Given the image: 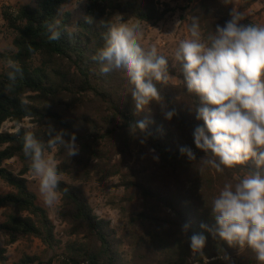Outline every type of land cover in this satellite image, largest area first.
<instances>
[{
  "label": "trees",
  "instance_id": "1",
  "mask_svg": "<svg viewBox=\"0 0 264 264\" xmlns=\"http://www.w3.org/2000/svg\"><path fill=\"white\" fill-rule=\"evenodd\" d=\"M67 1L34 0L1 11V19L14 35L13 50L0 52V58L18 61L22 68L10 89L8 69L0 73V127L12 123V130H0V181L8 188L0 189V233L7 238L6 245L20 237L39 239L52 250L59 245L47 209L29 188L25 176L30 161L22 151L26 132L46 141L45 128L51 125L55 131L64 130L65 139L75 133L79 145L73 157L64 149L55 152L58 171L80 181H87L93 172L102 180L118 177L123 188L118 209L126 218V228L117 231L94 214L81 187L61 180L57 212L68 226L69 239L59 254L60 264H259L252 250L230 247L201 227L214 224L213 199L226 182L235 183L237 176L244 175L251 162L223 172L200 162L204 153L196 149L193 131L203 125L195 119L201 102L187 93L180 63L166 58L170 76L178 81L157 83L167 109L176 112L169 121L155 102L137 115L131 86L122 74H101L100 63L93 60L104 43L101 34L106 28L101 20L108 22L122 14L126 21L156 24L171 7L164 4L161 9L158 0H90L83 18L73 22L71 13L63 10ZM181 1L188 30L192 18L198 17L205 36L217 24L223 26L234 9V0ZM243 1L240 13L255 0ZM85 17L93 22L87 23ZM53 20L60 21L61 36L49 41L44 25ZM135 120L148 123L146 132L134 138L129 124ZM183 146L193 150L196 160L180 154ZM13 159L21 165L17 172L7 166ZM193 235L206 238L203 255L191 250ZM122 246L130 249L129 260L123 257ZM6 251L0 246V264H44L28 254L9 261Z\"/></svg>",
  "mask_w": 264,
  "mask_h": 264
},
{
  "label": "clouds",
  "instance_id": "2",
  "mask_svg": "<svg viewBox=\"0 0 264 264\" xmlns=\"http://www.w3.org/2000/svg\"><path fill=\"white\" fill-rule=\"evenodd\" d=\"M229 15L223 26L217 24L207 36L202 33L198 17H193L190 38L179 42L175 60L180 63L187 93L195 94L201 102L195 108V119L202 120L203 125L193 131L195 147L204 153L200 162L217 172L251 162L244 175L237 176L235 183L226 182L213 199L210 214L214 224L201 227L230 247L252 250L259 264H264V26L243 22V14L235 9ZM85 20L93 22L91 17ZM59 24V20L45 22L49 41L60 39ZM100 24L106 28L101 34L104 43L93 60L100 63L101 74H122L131 86L137 115L155 102L170 121L176 112L167 109L157 87V83L167 84L170 79L168 60L158 55L155 46L148 50L141 46L143 32L139 21H126L122 14H115ZM5 67L10 89L22 68L11 58L6 59ZM147 123L130 122V134L135 138L145 133ZM45 129L46 141L26 132L22 151L30 161V172L38 180L45 204L51 207L62 195V174L53 153L64 149L73 157L78 154L79 145L75 133L65 139L64 130L55 131L51 125ZM140 142L144 144L145 140ZM179 151L189 161L196 160L191 148L183 146ZM187 227L184 225V230ZM205 243L203 235L190 238L194 253L203 255Z\"/></svg>",
  "mask_w": 264,
  "mask_h": 264
},
{
  "label": "rangeland",
  "instance_id": "3",
  "mask_svg": "<svg viewBox=\"0 0 264 264\" xmlns=\"http://www.w3.org/2000/svg\"><path fill=\"white\" fill-rule=\"evenodd\" d=\"M89 1L90 0H68L64 5L63 10L69 11L72 16V21L76 22L83 18L85 7ZM33 2L34 0H0L1 53L11 52L13 50L11 41L14 35L1 19V11L7 7L14 9L20 4H33ZM243 3V0H234L233 8L238 11V8L242 6ZM164 4H168L172 10L166 14L162 21L156 24L139 21L143 32L140 43L145 50L155 46L158 55L175 60V52L178 49L179 42L190 38V33L185 21L182 19V1L158 0V5L161 9L165 7ZM241 13L244 17L243 22L262 26L261 18L264 17V0H255L247 10ZM127 21L136 22L137 20L130 19ZM5 63L6 62L0 58V73L7 69L5 67ZM169 81L176 83L178 80L175 77L170 76ZM24 124L30 125L28 120H25ZM0 130H12V123H4L2 127H0ZM53 156L55 158V152L53 153ZM7 166L16 172L21 167L20 163L15 159L8 161ZM25 177L28 180L30 190L38 196L42 205L47 209L48 216L54 224L55 237L59 241V245L52 250L47 248L39 239L32 237H20L15 243L6 245L7 238L0 233V246L6 247V255L9 261L17 260L21 255L28 254L37 256L44 262V264L47 262L48 264H60L59 254H61L66 241L69 239L67 234L68 226L58 217L57 210L60 205V199L54 206H48L45 204L39 191L38 180L31 174V172H29ZM61 180L71 182L81 187L96 216L108 220L111 223V226L117 231H121L126 228V218L118 209V202L123 195V188L118 186V177L102 180L100 175L93 172L87 181L72 180L64 174L61 175ZM0 189L2 191L8 190L5 184L1 181ZM2 219V210L0 209V221ZM121 252L126 260L130 259L131 251L129 248L122 246Z\"/></svg>",
  "mask_w": 264,
  "mask_h": 264
},
{
  "label": "crops",
  "instance_id": "4",
  "mask_svg": "<svg viewBox=\"0 0 264 264\" xmlns=\"http://www.w3.org/2000/svg\"><path fill=\"white\" fill-rule=\"evenodd\" d=\"M261 25L264 26V17L261 18Z\"/></svg>",
  "mask_w": 264,
  "mask_h": 264
}]
</instances>
